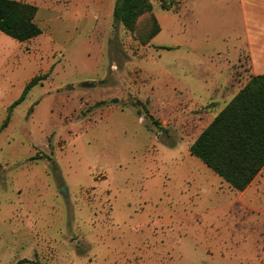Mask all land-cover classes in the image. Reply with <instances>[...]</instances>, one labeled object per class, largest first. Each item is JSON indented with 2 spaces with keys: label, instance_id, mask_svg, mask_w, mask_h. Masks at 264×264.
I'll use <instances>...</instances> for the list:
<instances>
[{
  "label": "rangeland",
  "instance_id": "rangeland-1",
  "mask_svg": "<svg viewBox=\"0 0 264 264\" xmlns=\"http://www.w3.org/2000/svg\"><path fill=\"white\" fill-rule=\"evenodd\" d=\"M16 1L42 34L0 32V264H264L232 255L260 208L190 153L250 80L220 18L149 0L131 32L116 0Z\"/></svg>",
  "mask_w": 264,
  "mask_h": 264
},
{
  "label": "trees",
  "instance_id": "trees-1",
  "mask_svg": "<svg viewBox=\"0 0 264 264\" xmlns=\"http://www.w3.org/2000/svg\"><path fill=\"white\" fill-rule=\"evenodd\" d=\"M152 11L149 0H116L114 26L122 25L131 32L135 31L140 18L152 15ZM37 12L38 8L32 4L0 0V32L21 43L40 36L42 29L35 21ZM159 32L160 28L156 26L150 38ZM41 80V77H34L27 84L20 98L9 108L1 129L7 127L12 110L25 100L29 91ZM118 102L113 99L110 103ZM106 104L100 102L97 106ZM190 153L232 189L242 192L251 185L264 168V75L251 77L197 137L190 147ZM26 263L31 261L23 259L16 264Z\"/></svg>",
  "mask_w": 264,
  "mask_h": 264
},
{
  "label": "crops",
  "instance_id": "crops-1",
  "mask_svg": "<svg viewBox=\"0 0 264 264\" xmlns=\"http://www.w3.org/2000/svg\"><path fill=\"white\" fill-rule=\"evenodd\" d=\"M194 14L202 23H206L211 16L219 17L222 21L221 25L227 26L232 33L230 38L235 41L233 52L235 61L243 60L246 62V74L249 79L264 75V0H181V15L188 17ZM227 55L231 56L229 53ZM237 93L232 96L228 103L233 100ZM225 106L217 112L216 116ZM236 192L240 194L242 203L244 201L247 206L249 205L253 209L254 207L260 208L258 211L261 214L260 220L263 227L261 233L252 235L254 239L260 240L257 247L239 249L232 255L236 256L238 252V255L254 257L259 255L264 259V168L246 190ZM247 235L248 233L236 231L231 234V237L242 240ZM256 261L261 262L259 259Z\"/></svg>",
  "mask_w": 264,
  "mask_h": 264
}]
</instances>
